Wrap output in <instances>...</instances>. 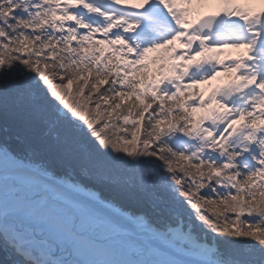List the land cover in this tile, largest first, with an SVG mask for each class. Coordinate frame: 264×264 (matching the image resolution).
Segmentation results:
<instances>
[{"label": "snow or ice", "instance_id": "snow-or-ice-1", "mask_svg": "<svg viewBox=\"0 0 264 264\" xmlns=\"http://www.w3.org/2000/svg\"><path fill=\"white\" fill-rule=\"evenodd\" d=\"M2 264H264V0H0Z\"/></svg>", "mask_w": 264, "mask_h": 264}, {"label": "trees", "instance_id": "trees-1", "mask_svg": "<svg viewBox=\"0 0 264 264\" xmlns=\"http://www.w3.org/2000/svg\"><path fill=\"white\" fill-rule=\"evenodd\" d=\"M0 264H2V261H0Z\"/></svg>", "mask_w": 264, "mask_h": 264}]
</instances>
